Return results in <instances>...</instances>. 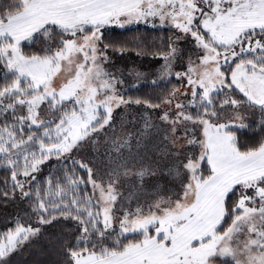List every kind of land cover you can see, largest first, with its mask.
I'll return each instance as SVG.
<instances>
[{"label":"snow or ice","instance_id":"6c2138e0","mask_svg":"<svg viewBox=\"0 0 264 264\" xmlns=\"http://www.w3.org/2000/svg\"><path fill=\"white\" fill-rule=\"evenodd\" d=\"M0 173V264H264V0H0Z\"/></svg>","mask_w":264,"mask_h":264},{"label":"trees","instance_id":"16d2710c","mask_svg":"<svg viewBox=\"0 0 264 264\" xmlns=\"http://www.w3.org/2000/svg\"><path fill=\"white\" fill-rule=\"evenodd\" d=\"M108 35L115 40H123L125 38H130L133 35H141V36H144L147 39L149 45H151L154 37H160V36L166 37L167 35H170V33H169L167 28H163V29L155 28V29H153L152 27H146V26L140 25V26H133L131 28H128L127 30H111V32L108 33ZM156 43L158 44L159 40H157ZM110 55H111V58L114 57V58H116L117 61H123L126 56H128L129 58L130 57H134V58L142 57L145 59L151 58V56H137L135 52H131V51L126 52L123 56H121L118 52H112L110 50ZM169 87H171V85H169ZM148 91H150V90L149 89H142L141 92L132 93V94L141 95V94L147 93ZM240 139H241V142H244L245 140H248L249 137L247 135L242 134L240 136ZM157 152H158V149H157ZM146 155H148L151 159H154V160H156L154 155L160 156L158 153L152 154V152L146 153ZM160 160L163 161V158L161 156H160ZM162 166H164V165L162 164ZM48 171H50V169L46 168L45 173H47ZM2 175L3 174L0 173V176H2ZM164 176H166V175L161 174L159 177V178H162V183L166 182L164 180V178H165Z\"/></svg>","mask_w":264,"mask_h":264},{"label":"rangeland","instance_id":"374dc122","mask_svg":"<svg viewBox=\"0 0 264 264\" xmlns=\"http://www.w3.org/2000/svg\"><path fill=\"white\" fill-rule=\"evenodd\" d=\"M142 26H145L141 24ZM137 26V25H132L129 28ZM140 26V25H138ZM146 27H151V26H146ZM157 28H160L157 26ZM112 30H123L119 28H112ZM112 61L115 63L116 69H120L125 73V76L127 77L128 72L131 71H141V72H150V71H155L156 68L159 67V65L152 60V58L145 59L142 57H137V59L130 60L129 57H125L123 61H117L116 58L112 57ZM129 83H134L132 79L129 77ZM121 110H117V132L118 128L121 129L120 124H119V114ZM132 130V129H131ZM144 142V141H143ZM151 150V148H149ZM149 150V151H150ZM156 160H160V156L154 155Z\"/></svg>","mask_w":264,"mask_h":264},{"label":"crops","instance_id":"0c3cea01","mask_svg":"<svg viewBox=\"0 0 264 264\" xmlns=\"http://www.w3.org/2000/svg\"><path fill=\"white\" fill-rule=\"evenodd\" d=\"M111 56V55H110ZM128 57V56H126ZM125 59V58H124ZM130 60H134V59H137V58H134V57H130L129 58ZM118 134L120 133L121 129L118 128ZM132 129V130H131ZM129 131H132V132H135V129L134 128H131L129 127L128 129ZM158 143V141H155V140H145L144 142L142 141L140 145H137L136 144V140L133 139L132 140V150L133 152H136L137 150H139L140 152L146 154V153H150L152 152V154H155V153H158L159 154V151L157 152V148L154 147V145H156ZM151 148V150L149 149ZM150 150V151H149ZM164 180L167 182L169 180V178L167 176H164ZM168 179V180H167ZM160 182L162 183V178H159ZM165 182V183H166Z\"/></svg>","mask_w":264,"mask_h":264}]
</instances>
